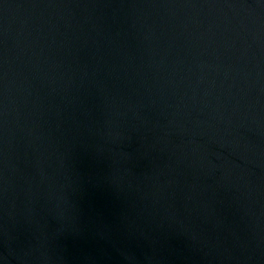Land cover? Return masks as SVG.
<instances>
[{
    "label": "water",
    "instance_id": "water-1",
    "mask_svg": "<svg viewBox=\"0 0 264 264\" xmlns=\"http://www.w3.org/2000/svg\"><path fill=\"white\" fill-rule=\"evenodd\" d=\"M0 264H264V0H0Z\"/></svg>",
    "mask_w": 264,
    "mask_h": 264
}]
</instances>
